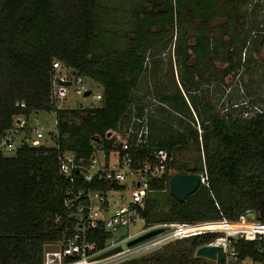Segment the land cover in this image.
I'll return each instance as SVG.
<instances>
[{"label":"trees","instance_id":"1","mask_svg":"<svg viewBox=\"0 0 264 264\" xmlns=\"http://www.w3.org/2000/svg\"><path fill=\"white\" fill-rule=\"evenodd\" d=\"M248 1L163 0L158 4L157 0H145L134 11L127 44L120 50L103 42L97 18L100 0H0V264H43L47 245L59 244L70 235L72 221L64 206L68 183L59 173V151L88 158L93 138L103 140L108 131L127 122L148 61L172 44L178 26L199 32L175 36V52L180 83L204 125L201 137L208 187L200 186L183 203L170 194L163 201L153 199L169 189L173 176L204 173L201 161L189 166L174 160V152L190 142L200 151L198 133L190 126L188 132L175 129L162 118L166 110L159 108L160 118L150 121L151 141L169 152V163L165 180L151 184L154 192L142 213L147 228L222 218L235 221L246 210L256 211L264 223V112L254 111L255 115L249 116L243 105H236L227 115H213V109L196 97L202 84L209 86L215 81L211 73L206 78L215 60L227 63L224 70L217 69L220 81L242 67L243 30H236L237 38L228 32L238 25L240 7ZM217 19H224L221 26L212 24ZM216 32L229 36L228 40L217 43ZM193 58L195 65L190 63ZM57 62L71 73L101 84L104 100L95 108L57 112L55 141L59 148H33L20 141L14 154L6 156L1 147L15 130V118L28 120L32 114L52 112L49 104L53 64ZM156 85L164 92L162 103H172L179 116L187 112L193 121L180 91L171 99L165 92L168 83L157 80ZM110 237L100 230L88 235L100 249ZM217 237L205 234L172 242L163 246V253L129 264H182L184 257L188 258L186 264H193L197 250ZM240 256L264 262V253H257L253 244L240 243Z\"/></svg>","mask_w":264,"mask_h":264},{"label":"built area","instance_id":"2","mask_svg":"<svg viewBox=\"0 0 264 264\" xmlns=\"http://www.w3.org/2000/svg\"><path fill=\"white\" fill-rule=\"evenodd\" d=\"M53 70L49 104L53 113L57 114L60 110L89 109L83 104L77 105L75 96L84 100L92 99L98 104L104 100V88L101 84L71 73L60 62L53 64ZM94 87L97 89L95 93ZM88 93L90 95L86 96ZM17 106L25 107L24 104ZM159 108L166 110L167 106L155 99L154 103L140 106V111L134 110L126 123L108 131L103 140L93 138L88 158L73 152L59 151V173L68 183L64 206L72 221V230L59 244L47 245L57 247L58 250L45 253L43 264H117L124 259L150 253L171 242L205 234L218 235L203 246L220 249L216 259L210 260L215 264H264L252 256L243 259L240 256L242 242L253 244L257 253H264V223L254 210H246L235 221L222 218L215 222L167 224L147 228L142 213L147 199L154 192L151 184L165 180L169 163V152L153 146L151 141L150 121L157 117ZM256 112L262 113V110L256 109ZM14 121L24 125L26 119L17 117ZM32 131V136L25 143L33 148H40L41 142L46 139L45 132L38 125ZM58 133L56 129L50 140H56ZM2 146L10 152L16 150L11 138L3 142ZM55 148H59L57 144ZM199 177L201 186L208 187L206 172ZM141 221L146 225L144 231L125 237L115 235L117 231ZM156 228L168 230L133 248L127 247L131 240ZM99 230L111 235L103 249L88 239L90 232ZM118 247L122 248L120 253L99 259L102 254Z\"/></svg>","mask_w":264,"mask_h":264},{"label":"rangeland","instance_id":"3","mask_svg":"<svg viewBox=\"0 0 264 264\" xmlns=\"http://www.w3.org/2000/svg\"><path fill=\"white\" fill-rule=\"evenodd\" d=\"M143 1L145 0H100V9L98 10L97 18L99 27L103 33V42L106 46H113L120 50L126 46V34L130 33L132 30L131 26L134 11L143 4ZM157 3L163 4V0H157ZM176 8L177 7H175V9ZM237 17L238 25L236 27L232 25L229 28L228 34L237 38L238 35L236 30H243L244 36L241 38L246 39V45L241 53L242 67L236 74L232 72L220 81L222 76L219 75L220 73L217 72V69L224 70L227 67V63L219 62L214 59V66H216V69L213 68L214 66H211L209 68L211 72L207 73L206 78H209L208 76L211 73V79L216 82L214 81L209 86L202 84L199 93L196 94L197 98H202L203 101L213 109L211 113L213 115H227L228 111H230L232 107H236V105H243L244 109L250 111L248 113L249 116H254L256 109H260L264 112V0H249L240 7ZM223 21L224 19H217L212 24L221 26ZM182 33H187L188 35L199 34L197 29H191L188 26H183V28L182 26H178L174 29L172 44L168 46L165 51L148 61V70L141 78L139 87L134 91V101L131 109L134 111L137 110V106L139 105L145 106L149 105L151 102L154 103L155 99L160 101L161 95L164 94V92L161 91L162 88H160V86L156 85L157 80L162 81L164 84L168 83V90L166 89L167 91H164L171 99L180 91L186 98V103L190 109L193 121L187 112H181L182 116H179L177 114L178 111H176L173 104L169 102L164 103L167 109L166 115L162 118L168 119L175 129H180V132H188V126L191 127V131H196L199 137L200 151L198 152L195 143L190 142L186 148L174 152V160L177 163L185 162L189 166H193L195 163L200 165L201 161L205 173V155L201 137L204 133V125L198 112L193 110L194 105L191 98L180 83V64L175 52V36ZM222 35L223 34L220 32H216L215 38L217 43H220L221 40H228L229 36ZM191 41L194 42L193 39ZM190 63L195 65L196 61H194V58L191 59ZM154 66L157 67L154 68ZM170 67L173 69L174 80H172ZM93 90L94 93L97 92L95 87ZM187 97H189V100ZM74 101L78 102L77 105L83 104L87 108H95L100 105L92 101V99L84 100L80 96H75ZM249 116L243 114V118L245 119L246 117L250 118ZM156 118L159 119L160 114H158ZM179 119L181 120L180 123ZM73 122L77 123L78 121L75 120ZM36 125L43 129L46 135V139L41 142V147L55 148V139L53 138V140H50L51 135H53L57 129V115L53 112L32 114L24 125L15 122V130L7 135L4 142H6L8 138H11L15 147H17L20 141L25 142L32 136V129ZM1 149L6 156H12L14 154L8 151L4 146H2ZM168 194L169 189L166 192L157 193V197L154 196L153 199L155 200V198H158L163 201L167 199ZM145 229L146 225L141 221L136 225L117 231L115 235L120 237H125L128 234L136 235ZM164 250L165 247L158 248L147 254L124 259L117 264L134 263L141 258H148L157 253L161 254ZM170 251L171 250L166 251L165 253L167 254ZM196 253L192 257L193 264H212V261L206 258L197 257ZM187 260L188 258L184 257L181 263L186 264ZM139 264L142 263L139 261Z\"/></svg>","mask_w":264,"mask_h":264},{"label":"water","instance_id":"4","mask_svg":"<svg viewBox=\"0 0 264 264\" xmlns=\"http://www.w3.org/2000/svg\"><path fill=\"white\" fill-rule=\"evenodd\" d=\"M90 94H86L89 96ZM201 186L199 175H190V174H177L173 176L169 183V194L176 201L183 203L189 196L193 195ZM168 229L167 228H156L153 229L127 243L128 248H133L137 245L145 243L149 240H152L162 234H164ZM58 250L57 247H46L45 253H53ZM122 251L121 247L115 248L111 251H108L102 254L99 259H105L116 255ZM220 251L218 248L211 247H202L197 250V257L206 258L209 260H215L216 254Z\"/></svg>","mask_w":264,"mask_h":264}]
</instances>
